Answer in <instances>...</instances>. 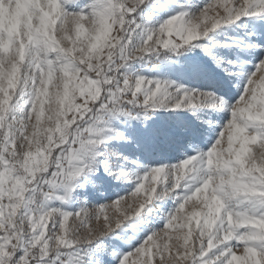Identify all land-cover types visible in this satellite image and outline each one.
<instances>
[{
    "label": "snow or ice",
    "instance_id": "obj_1",
    "mask_svg": "<svg viewBox=\"0 0 264 264\" xmlns=\"http://www.w3.org/2000/svg\"><path fill=\"white\" fill-rule=\"evenodd\" d=\"M0 264H264V0H0Z\"/></svg>",
    "mask_w": 264,
    "mask_h": 264
},
{
    "label": "rangeland",
    "instance_id": "obj_2",
    "mask_svg": "<svg viewBox=\"0 0 264 264\" xmlns=\"http://www.w3.org/2000/svg\"><path fill=\"white\" fill-rule=\"evenodd\" d=\"M212 14V13H210ZM222 14V13H221ZM128 202H131V201H128ZM106 203H110V201H106ZM93 208V210H95V206H91ZM107 211L109 212V214H114L115 213V209H107ZM72 223V221L70 220V224ZM101 223H102V220H101ZM93 226H95V223H93Z\"/></svg>",
    "mask_w": 264,
    "mask_h": 264
}]
</instances>
